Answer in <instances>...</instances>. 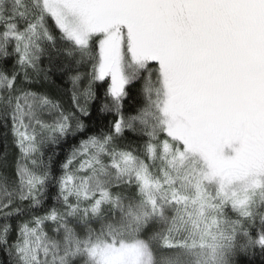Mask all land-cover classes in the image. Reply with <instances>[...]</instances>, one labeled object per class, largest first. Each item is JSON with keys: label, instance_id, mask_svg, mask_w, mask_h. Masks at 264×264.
Here are the masks:
<instances>
[{"label": "snow or ice", "instance_id": "6c2138e0", "mask_svg": "<svg viewBox=\"0 0 264 264\" xmlns=\"http://www.w3.org/2000/svg\"><path fill=\"white\" fill-rule=\"evenodd\" d=\"M264 264V0H0V264Z\"/></svg>", "mask_w": 264, "mask_h": 264}, {"label": "trees", "instance_id": "16d2710c", "mask_svg": "<svg viewBox=\"0 0 264 264\" xmlns=\"http://www.w3.org/2000/svg\"><path fill=\"white\" fill-rule=\"evenodd\" d=\"M257 264H259V258H257Z\"/></svg>", "mask_w": 264, "mask_h": 264}]
</instances>
